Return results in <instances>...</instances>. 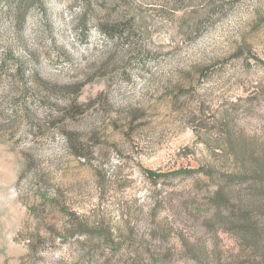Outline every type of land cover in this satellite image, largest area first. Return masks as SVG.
I'll list each match as a JSON object with an SVG mask.
<instances>
[{"label":"rangeland","instance_id":"rangeland-1","mask_svg":"<svg viewBox=\"0 0 264 264\" xmlns=\"http://www.w3.org/2000/svg\"><path fill=\"white\" fill-rule=\"evenodd\" d=\"M18 1L0 264H264V0Z\"/></svg>","mask_w":264,"mask_h":264},{"label":"trees","instance_id":"trees-1","mask_svg":"<svg viewBox=\"0 0 264 264\" xmlns=\"http://www.w3.org/2000/svg\"><path fill=\"white\" fill-rule=\"evenodd\" d=\"M40 0H19L15 5V12L19 14H21V12H26V9L31 7V6H35L37 4H39ZM87 7V4H86ZM100 30L108 37V38H113L114 35L111 33V31L105 30L104 28L100 27ZM189 173V171L187 172ZM180 174V172H176V173H171V175H177ZM146 176L149 179H158V178H162L165 175L163 174H153L150 172H146Z\"/></svg>","mask_w":264,"mask_h":264}]
</instances>
